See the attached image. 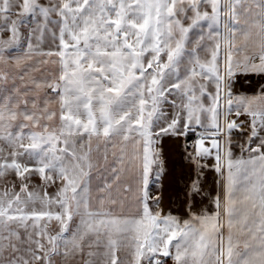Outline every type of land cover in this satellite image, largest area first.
I'll use <instances>...</instances> for the list:
<instances>
[{"label":"snow or ice","instance_id":"1","mask_svg":"<svg viewBox=\"0 0 264 264\" xmlns=\"http://www.w3.org/2000/svg\"><path fill=\"white\" fill-rule=\"evenodd\" d=\"M190 133L182 220L153 189ZM168 259L264 264V0H0V264Z\"/></svg>","mask_w":264,"mask_h":264},{"label":"crops","instance_id":"2","mask_svg":"<svg viewBox=\"0 0 264 264\" xmlns=\"http://www.w3.org/2000/svg\"><path fill=\"white\" fill-rule=\"evenodd\" d=\"M53 47L49 40H45V42L41 45V48L44 50ZM256 76H249L247 78L241 77L242 81H254V89H256L255 82L257 81ZM251 85V83L245 82L241 87L239 82L237 87L234 89L236 93H243L247 95H251V89L247 90V88ZM247 86V87H246ZM235 119V117H231ZM193 135V134H192ZM187 143V137L174 138L170 136H166L162 139L160 143V147L163 149V160H164V172L162 175V179L160 185L153 189V193L161 194L160 200V208L163 209V214H171L177 216L179 218L188 219L189 213L186 210L185 206V198L183 195V186L186 183L191 167L187 163L184 158L187 153L184 151V147ZM207 146V145H206ZM209 165L214 163V159L209 158L207 160ZM217 179V175L214 171L209 169H205V175L203 178L204 187L207 189V192L211 195L216 194L219 186L215 183ZM200 198L198 197L197 200ZM207 206L209 210L213 209V206L209 203L208 200L204 201V205L197 204L194 210H198L200 207ZM168 264H172L171 259H168Z\"/></svg>","mask_w":264,"mask_h":264},{"label":"rangeland","instance_id":"3","mask_svg":"<svg viewBox=\"0 0 264 264\" xmlns=\"http://www.w3.org/2000/svg\"><path fill=\"white\" fill-rule=\"evenodd\" d=\"M41 2H45V0H41ZM29 20H30V18H29ZM21 31L25 34V35H27V32L29 31V29L28 28H22L21 29ZM2 38L3 39H7L8 38V34L7 33H3L2 34ZM23 43V42H22ZM253 78H255L257 81L255 82V84L258 82V80H259V78L258 77H252V79L251 80H253ZM254 81H251V85L247 88V90H249V89H251V92H249L250 94H253L256 90L254 89ZM247 87V86H246ZM166 108H167V106H166ZM168 111H171L170 109H167ZM233 119V118H232ZM240 119L241 120H244V119H247L246 117H240ZM241 133H239V132H234V134H233V140H234V144L236 143V142H243V139L241 138ZM196 139V136H195V133H193V135H192V138H191V141L192 140H195ZM189 143L190 142H188V143H186L184 146L187 148L188 147V145H189ZM191 143H193V142H191ZM185 151V150H184ZM189 152H191V151H188L187 150V152H185V153H189ZM233 152H234V156H236V157H239L240 155H241V153H240V149L239 148H235L234 147V149H233ZM36 183H39V181H36ZM49 191H51V189L49 190Z\"/></svg>","mask_w":264,"mask_h":264},{"label":"built area","instance_id":"4","mask_svg":"<svg viewBox=\"0 0 264 264\" xmlns=\"http://www.w3.org/2000/svg\"><path fill=\"white\" fill-rule=\"evenodd\" d=\"M191 142H194V140L190 141V143H189V145H188V147H187V150H188V151H192V144H193V143H191Z\"/></svg>","mask_w":264,"mask_h":264},{"label":"trees","instance_id":"5","mask_svg":"<svg viewBox=\"0 0 264 264\" xmlns=\"http://www.w3.org/2000/svg\"><path fill=\"white\" fill-rule=\"evenodd\" d=\"M192 134H193V133H190L189 136L187 137V143L191 140V138H192Z\"/></svg>","mask_w":264,"mask_h":264}]
</instances>
